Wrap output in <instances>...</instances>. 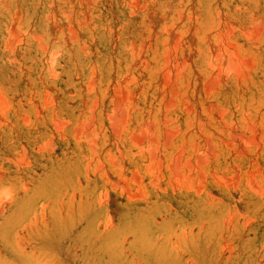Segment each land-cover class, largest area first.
<instances>
[{
	"label": "rangeland",
	"instance_id": "obj_1",
	"mask_svg": "<svg viewBox=\"0 0 264 264\" xmlns=\"http://www.w3.org/2000/svg\"><path fill=\"white\" fill-rule=\"evenodd\" d=\"M0 264H264V0H0Z\"/></svg>",
	"mask_w": 264,
	"mask_h": 264
}]
</instances>
